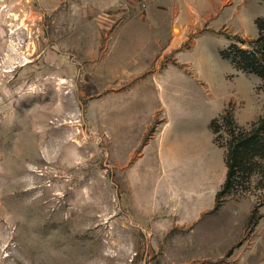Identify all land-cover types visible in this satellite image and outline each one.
Listing matches in <instances>:
<instances>
[{
  "label": "rangeland",
  "instance_id": "374dc122",
  "mask_svg": "<svg viewBox=\"0 0 264 264\" xmlns=\"http://www.w3.org/2000/svg\"><path fill=\"white\" fill-rule=\"evenodd\" d=\"M104 2L0 0V264H264V158L217 199L223 116L264 118V79L222 55L258 18L210 26L227 43L204 52L118 56L130 14Z\"/></svg>",
  "mask_w": 264,
  "mask_h": 264
},
{
  "label": "crops",
  "instance_id": "0c3cea01",
  "mask_svg": "<svg viewBox=\"0 0 264 264\" xmlns=\"http://www.w3.org/2000/svg\"><path fill=\"white\" fill-rule=\"evenodd\" d=\"M254 1L260 3L259 0H105L102 7L116 8L125 2L123 7L130 14L114 31L113 48L118 56L163 57L178 56L183 51H207L210 40L225 45L226 40L211 31L210 26L254 24L261 17L251 11ZM141 25L151 26L148 33L151 43H140L144 37L140 34ZM175 27L182 32L181 37L174 34ZM190 34H195L194 40L184 49V36Z\"/></svg>",
  "mask_w": 264,
  "mask_h": 264
},
{
  "label": "trees",
  "instance_id": "16d2710c",
  "mask_svg": "<svg viewBox=\"0 0 264 264\" xmlns=\"http://www.w3.org/2000/svg\"><path fill=\"white\" fill-rule=\"evenodd\" d=\"M259 36L249 42L250 48L244 49L233 43L222 51L228 59L239 69L255 73L264 79V19L258 18ZM243 42L238 39V42ZM223 122L232 125L230 128V142L226 149L227 177L217 199L235 191L240 180L247 181L253 174L262 169L261 159L264 158V118L257 122L250 131H243L234 126L233 116H223ZM234 127V128H233ZM218 129H216L217 132Z\"/></svg>",
  "mask_w": 264,
  "mask_h": 264
}]
</instances>
